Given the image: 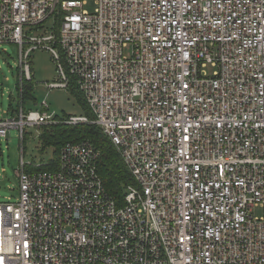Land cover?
Wrapping results in <instances>:
<instances>
[{
	"label": "built area",
	"instance_id": "1",
	"mask_svg": "<svg viewBox=\"0 0 264 264\" xmlns=\"http://www.w3.org/2000/svg\"><path fill=\"white\" fill-rule=\"evenodd\" d=\"M93 1L0 0L21 84L45 49L61 77L48 87L73 78L94 114L22 106L0 137L96 124L133 182L119 204L90 139L65 143L55 168L22 157L0 264H264V0Z\"/></svg>",
	"mask_w": 264,
	"mask_h": 264
},
{
	"label": "rangeland",
	"instance_id": "2",
	"mask_svg": "<svg viewBox=\"0 0 264 264\" xmlns=\"http://www.w3.org/2000/svg\"><path fill=\"white\" fill-rule=\"evenodd\" d=\"M84 7L88 11H94L95 1L88 0ZM50 23L51 21L48 20L47 25ZM31 63L35 100H26L24 104L26 111H42L46 108L45 111L59 117L84 114L83 106L68 88L48 87L49 83L61 79L51 52L45 49L34 50ZM18 65L17 46L12 43L0 45V117H7L5 111H9L11 106L14 108L19 106L20 95L17 84L21 76ZM9 115L15 116L12 113ZM25 132L23 141L18 128H11L7 137H0V201L15 199L18 196L19 179L16 170L20 167L22 157L25 162H33L37 165L46 164L53 157V147L42 148L39 138L40 128L25 126Z\"/></svg>",
	"mask_w": 264,
	"mask_h": 264
},
{
	"label": "trees",
	"instance_id": "3",
	"mask_svg": "<svg viewBox=\"0 0 264 264\" xmlns=\"http://www.w3.org/2000/svg\"><path fill=\"white\" fill-rule=\"evenodd\" d=\"M60 19L57 18L55 24V31L58 32ZM32 79L24 77L18 81L17 88L19 91V106L18 108L10 107L9 113L12 115L18 114L20 107H25L24 104L27 99L35 100L33 95ZM70 93L76 97L78 102L84 108V114L90 118L94 117L83 92L80 90L76 81L71 78L68 86ZM45 108H43L44 110ZM70 116V115H66ZM59 117V116H56ZM42 148L53 147V157L46 164L40 168H55L58 165V156L61 147L67 142H78L84 139H90L96 147L101 151V157L98 163V171L102 177L108 193L122 204L125 195V188L128 184L133 182V177L122 160V157L111 140L104 134L103 130L96 124L80 123V124H66L58 123L51 125H42L39 134ZM31 168V167H30Z\"/></svg>",
	"mask_w": 264,
	"mask_h": 264
},
{
	"label": "crops",
	"instance_id": "4",
	"mask_svg": "<svg viewBox=\"0 0 264 264\" xmlns=\"http://www.w3.org/2000/svg\"><path fill=\"white\" fill-rule=\"evenodd\" d=\"M44 110H46V108Z\"/></svg>",
	"mask_w": 264,
	"mask_h": 264
}]
</instances>
